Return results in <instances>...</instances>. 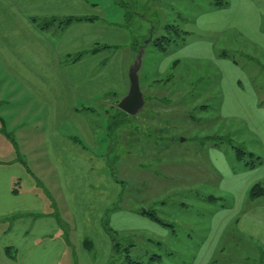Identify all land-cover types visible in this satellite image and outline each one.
Returning <instances> with one entry per match:
<instances>
[{"label": "crops", "instance_id": "crops-1", "mask_svg": "<svg viewBox=\"0 0 264 264\" xmlns=\"http://www.w3.org/2000/svg\"><path fill=\"white\" fill-rule=\"evenodd\" d=\"M242 1L235 14L253 15L246 27L264 51V0ZM107 10L94 0H0V264H110L113 239L104 219L123 237L148 228L150 237H165L151 239L160 246L176 234L173 223L121 206L119 184L109 193L101 187V169L88 165L96 141L91 115L127 94L133 63L126 65V52L116 50L129 39ZM68 16L88 19L42 26L46 18ZM250 93L252 101L239 106L257 147L246 151L249 160L236 156L244 161L239 172L213 163L223 182L239 174L244 179L228 185L231 201L226 195L205 199L213 210L205 221L197 215L200 245L192 264H264V193L250 194L254 184L264 187V104L254 88ZM44 158L46 165L38 162ZM111 206L116 209L109 217ZM184 238L192 239L188 232Z\"/></svg>", "mask_w": 264, "mask_h": 264}, {"label": "rangeland", "instance_id": "rangeland-1", "mask_svg": "<svg viewBox=\"0 0 264 264\" xmlns=\"http://www.w3.org/2000/svg\"><path fill=\"white\" fill-rule=\"evenodd\" d=\"M94 1H101L110 19L125 30L129 42L116 50L126 52V65L148 42L139 72L147 100L137 114L120 109L118 97L107 109L96 108L97 114L91 115L96 141L88 165L101 169V187L109 193L111 184H119L121 206L153 209L176 230L162 246L151 239L165 241V237H150L148 228L126 237L113 232L120 242L114 261L126 262L125 248L131 243L129 255L145 264H192L200 245L195 238L197 215H205V221L213 210L205 199L226 195L231 201L228 185L244 176H226L223 182L222 171L232 174L242 169L244 161L236 158L238 147L245 151L257 147L244 106H239L252 101L251 88L264 104V51L246 27L253 15L235 14L241 0ZM163 35L176 40L165 50L155 45ZM208 41L209 47L203 44ZM185 43L190 46L185 48ZM22 160L31 168L36 165L35 159ZM38 162L48 163L45 158ZM213 163L221 165L220 176ZM115 209L110 207L109 217ZM187 232L192 239L184 238ZM167 247L173 254H167ZM153 254L161 258L151 260ZM236 255L244 254L241 250Z\"/></svg>", "mask_w": 264, "mask_h": 264}, {"label": "trees", "instance_id": "trees-1", "mask_svg": "<svg viewBox=\"0 0 264 264\" xmlns=\"http://www.w3.org/2000/svg\"><path fill=\"white\" fill-rule=\"evenodd\" d=\"M82 19H88V18H85V17H80V16H68V17H65L63 19H58L56 17H51V18H46L42 21V26H47L55 21H58L61 25H68L76 20H82ZM89 19H93L92 17L89 18ZM171 27H173L174 29H177L175 26L173 25H170ZM172 41H176L174 39H171L170 37L168 36H161L160 38H157V40L155 41V45L160 48L161 50H165L166 49V45ZM184 42V41H183ZM99 49V47H94L91 49V52H95ZM139 51V50H138ZM84 52H81V53H78L76 54L75 58L74 59H78L80 58L82 55H83ZM147 98H151L150 96L147 97ZM147 100V99H146ZM238 152H237V155H238V158L240 160L244 159V157L246 156V154H251V153H247L242 147H238ZM264 193V187L260 184V183H256L254 184L251 189H250V194L253 195V196H259L260 194H263ZM143 214H146L148 215L150 218H152L153 220L161 223V224H164V225H171L169 224L168 222H165L163 221L157 214L156 212L153 210V209H145L144 211H142ZM103 224L104 226L106 227V229H108V231L111 233V236H112V239H113V249H114V253L115 255L117 253H120V242L116 241L115 240V236L113 235V232H116L114 230H112L110 228V226L108 225V221L107 219H104L103 221ZM134 244H129L128 247L125 248L126 250V262H124L123 264H145L143 261L141 260H137V259H133L130 255H129V247L133 246ZM158 258L160 257L159 255H153L152 258ZM115 261L114 259L110 262V264H114Z\"/></svg>", "mask_w": 264, "mask_h": 264}, {"label": "water", "instance_id": "water-1", "mask_svg": "<svg viewBox=\"0 0 264 264\" xmlns=\"http://www.w3.org/2000/svg\"><path fill=\"white\" fill-rule=\"evenodd\" d=\"M148 42H145L140 46L139 51L133 61V63L129 67V90L126 95L122 97V99L118 102L117 106L122 109L124 112L129 114H137L139 113L145 103L146 97L141 90L140 86V69L142 66V59L145 52V45Z\"/></svg>", "mask_w": 264, "mask_h": 264}]
</instances>
